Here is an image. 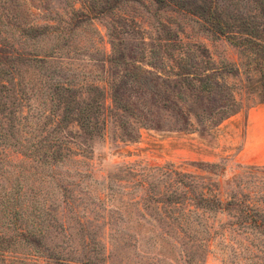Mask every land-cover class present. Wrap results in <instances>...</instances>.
I'll return each instance as SVG.
<instances>
[{
    "label": "rangeland",
    "instance_id": "rangeland-1",
    "mask_svg": "<svg viewBox=\"0 0 264 264\" xmlns=\"http://www.w3.org/2000/svg\"><path fill=\"white\" fill-rule=\"evenodd\" d=\"M263 46L264 0H0V103L55 152L0 144V264H264Z\"/></svg>",
    "mask_w": 264,
    "mask_h": 264
},
{
    "label": "trees",
    "instance_id": "trees-1",
    "mask_svg": "<svg viewBox=\"0 0 264 264\" xmlns=\"http://www.w3.org/2000/svg\"><path fill=\"white\" fill-rule=\"evenodd\" d=\"M250 41L251 40L247 38V40H244V43L245 42L247 43ZM233 44L238 45V42L233 41ZM262 49L264 50V48ZM8 59H9V56L7 55V53L0 54L1 61H7ZM0 88L5 89V86L2 85L0 86ZM5 108H6V105L4 103H0V144L3 146L8 145V146L17 147L15 151H19L23 149L22 150L23 156L29 157L37 162L39 161L42 163H46L50 155H51V158L54 159L55 152L47 149V145H46L47 137L39 134V136H34L33 137L34 140L30 142L31 138H27L26 136H23L24 139H26V142L30 144L28 146H25L21 138L18 140L17 134L14 131V123H15V119L17 118H15V116L13 115L12 110H10L9 114H7L4 111ZM11 139H13L12 142H11ZM24 146L25 148H23ZM58 153H61V152H58ZM57 159H62V157H60V155L58 154ZM201 201L206 203L205 205L209 206V208H219V209L221 208L220 204L218 205L214 204V202H210L209 200H205V201L201 200ZM232 205L236 206L237 204H235L233 201H230L226 204L225 209L232 210V208L230 207ZM260 216L263 217V220L261 221H256V220L251 221L250 220V221L254 227L256 228L258 227V229L262 228L261 231H264V214H260ZM244 219H247L246 216H244ZM245 222H247V220H245ZM19 235L23 238V240L26 243H32L31 238H34V239L36 238V235L34 234H24L23 232H19Z\"/></svg>",
    "mask_w": 264,
    "mask_h": 264
},
{
    "label": "crops",
    "instance_id": "crops-1",
    "mask_svg": "<svg viewBox=\"0 0 264 264\" xmlns=\"http://www.w3.org/2000/svg\"><path fill=\"white\" fill-rule=\"evenodd\" d=\"M244 135L235 159L239 165L264 167V102L246 110Z\"/></svg>",
    "mask_w": 264,
    "mask_h": 264
}]
</instances>
